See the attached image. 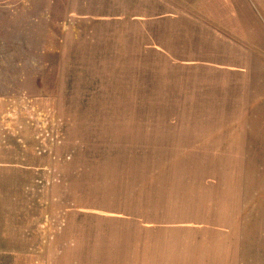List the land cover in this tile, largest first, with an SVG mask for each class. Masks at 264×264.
Wrapping results in <instances>:
<instances>
[{"label": "rangeland", "instance_id": "rangeland-1", "mask_svg": "<svg viewBox=\"0 0 264 264\" xmlns=\"http://www.w3.org/2000/svg\"><path fill=\"white\" fill-rule=\"evenodd\" d=\"M171 243L264 264V0H0V264Z\"/></svg>", "mask_w": 264, "mask_h": 264}, {"label": "crops", "instance_id": "crops-1", "mask_svg": "<svg viewBox=\"0 0 264 264\" xmlns=\"http://www.w3.org/2000/svg\"><path fill=\"white\" fill-rule=\"evenodd\" d=\"M75 6H76V3H71L69 8L75 7ZM248 73L251 74L252 72L249 71ZM250 74H247V77H250ZM261 77H263V76L259 75L260 79H262ZM228 189H230V190H225V191L223 190V192L225 194H229V193H234V192L237 191V190H235V188L234 189L228 188ZM222 197H224V199L225 198L228 199V197H231V196L228 195V196H222ZM225 202L226 203H230V200L225 201ZM222 236H224V235H222ZM250 236H255V234L254 235L250 234ZM224 240L235 241L236 238H234V237H230V238L229 237L228 238L225 237ZM175 244L176 243H171L167 247H166V245H163V246L160 247V249H158L156 251H152V250H151V252L149 251V253L144 258L145 259L144 262H146V264H147V261H148L149 264H171L172 260H170V258L172 257V255L177 254V256H181V255L183 256V255L187 254V251H186L187 247H185V249L183 251L182 250L178 251L177 248H176L177 246H175V248L172 246V245H175ZM178 247L180 248L181 246L179 245ZM204 247H206V249H208V250H206L205 252L204 251L202 252V250H205ZM208 247L209 246H204V245L202 246V248L200 246H196V249H195L194 253H193V250H192V253H193L192 256L195 257L194 260L192 261V264H236L237 261L240 262L242 256L247 257L244 254L245 252L244 253L242 252V249H241L240 245L238 246L237 244L228 243V246H222L223 249H221V250H223L224 252L220 253V257H222V258L220 259V261H218L217 260V255L218 254L213 253L214 250L213 249H209L211 247H209V248ZM150 254H152V255H150ZM182 256L180 258H182ZM144 262H143V264H144ZM181 263L184 264L185 261L181 260L180 262H178V264H181ZM250 263H251V261H250ZM244 264H249V258L246 259Z\"/></svg>", "mask_w": 264, "mask_h": 264}]
</instances>
